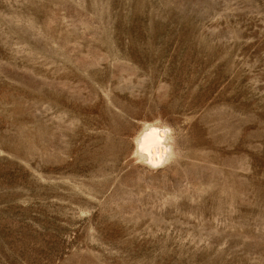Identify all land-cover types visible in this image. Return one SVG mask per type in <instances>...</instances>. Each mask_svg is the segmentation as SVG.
Segmentation results:
<instances>
[{
	"label": "rangeland",
	"instance_id": "1",
	"mask_svg": "<svg viewBox=\"0 0 264 264\" xmlns=\"http://www.w3.org/2000/svg\"><path fill=\"white\" fill-rule=\"evenodd\" d=\"M0 264H264V0H0Z\"/></svg>",
	"mask_w": 264,
	"mask_h": 264
},
{
	"label": "clouds",
	"instance_id": "2",
	"mask_svg": "<svg viewBox=\"0 0 264 264\" xmlns=\"http://www.w3.org/2000/svg\"><path fill=\"white\" fill-rule=\"evenodd\" d=\"M153 127L159 129L164 133V136L159 141V155L155 154V150L149 153L141 161L150 168H160L174 161L178 155L179 150L177 147V135L176 129L173 126L168 125L165 121L150 122ZM140 134H137L139 138ZM139 148V145L137 146Z\"/></svg>",
	"mask_w": 264,
	"mask_h": 264
},
{
	"label": "bare ground",
	"instance_id": "3",
	"mask_svg": "<svg viewBox=\"0 0 264 264\" xmlns=\"http://www.w3.org/2000/svg\"><path fill=\"white\" fill-rule=\"evenodd\" d=\"M140 134L141 135L139 136L137 143L135 142L137 144L136 146L139 145V148L137 147V150L139 151V153L146 156L155 150V154L159 155L160 154L158 151L159 141L164 136V133L155 127H151V128H147L143 133L140 132Z\"/></svg>",
	"mask_w": 264,
	"mask_h": 264
}]
</instances>
